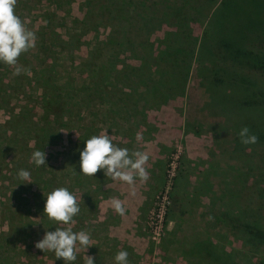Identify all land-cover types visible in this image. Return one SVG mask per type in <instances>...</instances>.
<instances>
[{"label":"rangeland","instance_id":"obj_1","mask_svg":"<svg viewBox=\"0 0 264 264\" xmlns=\"http://www.w3.org/2000/svg\"><path fill=\"white\" fill-rule=\"evenodd\" d=\"M191 2L195 6L202 5V0ZM85 3L86 0H18L15 12L26 28L35 32L36 46L22 54L15 67L0 63V73L6 75L11 84L20 83L14 86L17 89L11 100L16 103L17 97H21L18 109L26 103L25 97L26 101L29 100L24 96L25 92L33 100L36 98L37 93L26 86L27 77L36 70L52 66L54 83L59 86L67 83L73 87L70 94L73 106L67 113L71 124L61 128L60 137L53 138L51 147L44 148L46 165L40 187L28 188L25 182L21 183L20 179L15 180L12 176L6 184L2 183L8 191L9 201H6L10 209H14L17 201L21 200H12L9 190L26 199L21 204L23 213L30 211L31 214L30 227L25 228V236L20 235L27 244L24 250L30 249L31 252H28L29 256L22 257L21 252L12 251L13 264H65L62 259H56L54 252L35 248L45 231V205L39 204L38 209L35 208L37 196L43 200L46 192L59 187H66L74 195L76 193L80 206V214L74 217L76 223L70 227L73 231L89 232L94 242L86 253L83 250L77 252L74 264H85V255L95 257L94 264H115L114 257L121 250L129 253L130 264H264V237L250 232L260 228L264 230V140L242 145L239 135L236 136L242 127L251 129L254 122H257V130L264 128V118L253 117V114L260 113L257 111L264 107V103L254 99L251 109L236 103L232 107L219 104V100L211 99L202 88L197 66L193 65L185 95L160 109L146 107V121L136 112L127 116L108 114V103L103 100L102 92L112 85L114 77L104 66L112 49L105 48L99 41L105 39L106 28L83 32L80 21L88 10ZM209 8L203 7V14H208ZM118 26L126 33L125 23H118ZM137 26L135 24V29ZM149 34V30L142 31L143 37ZM141 37L133 31L135 43ZM125 61L137 64L132 59ZM120 65L115 69L132 71ZM16 67L20 68L19 74ZM253 75L264 84V75L255 72ZM138 106L140 109L144 106L141 100ZM225 107L230 112L228 119L221 112ZM39 113L41 115L40 110ZM1 116V123L7 122L8 117H4L3 112ZM149 125L156 131L149 129ZM85 126L90 134L106 133L118 147L149 154L146 167L150 179L144 184L137 180L135 195L131 194L129 185L113 181L103 171L97 172L101 184L97 198L91 193L85 195L90 183H95L96 179L81 187L83 191L71 181L72 167L67 153L71 149L73 154L80 153L76 150L81 149L80 137ZM116 130L121 135L116 137ZM138 133L142 136L139 141ZM162 142L167 143L166 148L160 146ZM9 155L10 161L17 158L14 152ZM19 184L24 185L25 190L18 189L16 185ZM162 196L164 202H159ZM112 197L123 202L126 209L123 217L111 207ZM143 202L144 213L138 227L134 215ZM158 206L162 222L160 230L154 233L152 223L159 218L154 216ZM7 229L8 220L2 223L0 217V238L6 237ZM1 244L0 241V259L5 256ZM200 244L208 253L198 252Z\"/></svg>","mask_w":264,"mask_h":264},{"label":"trees","instance_id":"obj_2","mask_svg":"<svg viewBox=\"0 0 264 264\" xmlns=\"http://www.w3.org/2000/svg\"><path fill=\"white\" fill-rule=\"evenodd\" d=\"M56 4L59 5L57 2ZM84 6L88 10L80 21L84 27L83 32L106 28L105 39L99 41L105 48L112 49L104 66L114 77L112 85L102 92L103 100L108 103V114L127 116L130 112H136L146 121V107L160 109L185 95L193 65L197 66L202 88L211 99L219 100V104L232 107L236 103L251 109V101L254 99L264 103V84L253 75L254 72L264 75V0H202L201 6L193 5L191 0L153 3L150 0H86ZM208 6L209 13L205 15L203 7ZM156 7L159 9L156 10ZM121 22L127 27L126 33L118 26ZM135 24L138 25L137 29ZM134 30L142 36L138 43L133 39ZM146 30L150 34L143 37L142 31ZM67 36L70 39L69 33ZM127 59H132L137 64L126 63ZM120 63L124 68L131 69V73L115 69ZM53 73L51 66L36 70L32 76L27 77V88L37 95L33 100L24 91V96L29 100L26 101L25 97L26 103L19 106V109L17 106L21 97H17L16 103L11 100L17 89L14 86L20 83L13 85L6 75L0 73V114L3 112L4 117H8L7 122L0 121V217L2 223L7 220L9 222L6 237L0 238L5 252L0 260L4 264H13L14 250L21 252L22 257L26 254L29 256L28 252L31 251L24 250L27 244L20 235L25 236V228L30 227L31 214L30 211L23 213L24 206L21 204L26 199L9 190L12 200H21L17 201L14 209H10L6 201L8 191L2 183L6 184L11 176L19 180L18 171L24 169L30 172L31 179L19 181L25 182L28 188L40 187L45 166L37 167L31 161V155L34 151H44L45 147H51L53 138L60 137L61 128L71 124L67 113L73 106V97L70 95L73 87L67 83L61 86L54 83ZM118 80H122V83L117 82ZM118 86L124 89H119ZM140 100L144 104L142 109L138 106ZM221 112L226 119L229 118L230 112L226 107ZM257 112L264 113V107ZM260 113L253 114V117L264 118V114L257 116ZM129 124L133 123L130 121ZM115 125L118 128L116 122ZM149 129L156 131L150 125ZM86 130L88 131L87 126L80 137L81 149H77L76 153L83 151L86 140L93 136ZM250 130L258 140H264V128L257 130V122L251 125ZM118 135L121 134L116 130L115 136ZM160 146L166 148L167 143L162 142ZM10 152L17 155L15 161H10ZM73 152L71 149L67 153L72 167L71 181L78 190L83 191L81 187L96 179L95 183H90V187L95 189L88 186L85 195L91 193V196L97 198L98 191L101 190L99 175L96 173L93 178L84 176L80 169V153ZM16 186L25 190L22 184ZM50 192L45 193L43 200L37 196L35 208L38 209L39 204L45 205ZM43 216V234L55 231L60 226L50 221L46 214ZM245 226L250 228L249 225ZM250 232L254 236L264 237V230L261 228L254 233ZM199 246L198 252L208 253L204 245ZM207 255L219 259L218 256L212 257L210 253ZM220 262H224V259H220Z\"/></svg>","mask_w":264,"mask_h":264},{"label":"clouds","instance_id":"obj_3","mask_svg":"<svg viewBox=\"0 0 264 264\" xmlns=\"http://www.w3.org/2000/svg\"><path fill=\"white\" fill-rule=\"evenodd\" d=\"M17 3L18 0H0V63L10 67L17 66L20 56L35 48L37 40L35 32L26 28L16 14ZM16 72L19 74V67H16ZM238 135L242 145L258 142V137L251 134L246 126L240 129ZM141 139L142 136L138 133L137 140ZM31 161L37 167L45 166V152L34 151ZM148 161L147 152H130L128 148L118 147L106 133L93 135L86 140L85 148L80 152V169L84 176L93 178L98 171H103L113 181L118 180L129 185L132 195H135L134 186L137 180L144 184L150 179L146 167ZM17 175L22 181L31 179L30 172L24 169L19 170ZM110 204L118 215H125L126 209L120 199L112 197ZM44 214L60 226L55 231H46L43 239L35 244L36 249L54 252L56 259H62L65 264H74L78 251L83 250L86 253L94 245L89 232L73 231L70 227L76 223L74 217L80 214V206L75 195L66 187L56 188L47 195ZM128 257L127 251H118L114 257L115 264H130ZM94 261L95 257L85 255V264H94Z\"/></svg>","mask_w":264,"mask_h":264},{"label":"built area","instance_id":"obj_4","mask_svg":"<svg viewBox=\"0 0 264 264\" xmlns=\"http://www.w3.org/2000/svg\"><path fill=\"white\" fill-rule=\"evenodd\" d=\"M164 197L162 196L160 199H159V202H164ZM161 205H162V203H161ZM163 211V210H162ZM160 212V207L158 206L157 207V209H156V213H155V215L154 216H156V218L157 217H159L158 218V220H155V222L154 223H152V225L154 226V233L159 229L160 230V228H161V222H162V217L160 216L161 214L159 213ZM160 214V215H159Z\"/></svg>","mask_w":264,"mask_h":264},{"label":"crops","instance_id":"obj_5","mask_svg":"<svg viewBox=\"0 0 264 264\" xmlns=\"http://www.w3.org/2000/svg\"><path fill=\"white\" fill-rule=\"evenodd\" d=\"M131 151V149H130ZM145 202V201H144ZM144 202L142 204H140L139 208H138V212L134 215V221L136 222V225L139 227V223L141 222L142 220V216H143V213H144ZM130 246V244H128Z\"/></svg>","mask_w":264,"mask_h":264}]
</instances>
